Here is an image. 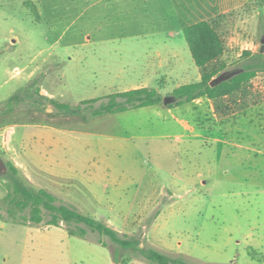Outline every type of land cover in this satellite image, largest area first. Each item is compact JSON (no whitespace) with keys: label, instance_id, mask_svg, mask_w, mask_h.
I'll list each match as a JSON object with an SVG mask.
<instances>
[{"label":"rangeland","instance_id":"374dc122","mask_svg":"<svg viewBox=\"0 0 264 264\" xmlns=\"http://www.w3.org/2000/svg\"><path fill=\"white\" fill-rule=\"evenodd\" d=\"M247 1L259 2L224 15L227 71L254 60L244 50L264 62V0H0V157L141 246L189 264H264V68L217 101L176 105L172 94L200 77L183 29ZM156 52L183 79H168ZM144 76L160 104L96 117L35 94L96 108ZM18 92L29 97L3 113ZM10 176L0 173V264H151L97 231L31 223L6 199Z\"/></svg>","mask_w":264,"mask_h":264},{"label":"trees","instance_id":"16d2710c","mask_svg":"<svg viewBox=\"0 0 264 264\" xmlns=\"http://www.w3.org/2000/svg\"><path fill=\"white\" fill-rule=\"evenodd\" d=\"M257 4V3H255ZM245 4L243 6H246ZM238 7V8H242ZM237 9V8H236ZM232 9L229 13L234 12ZM228 12L218 14L211 19L201 20L190 24L183 29V36L187 43L188 50L194 64L199 69L200 77L197 81L185 83L173 89L174 98H178L176 105L193 102L195 99L205 97L217 101L224 96L231 95L234 91L241 89L246 83L251 81L264 68V62L257 61L261 54L244 50L242 55L250 57L249 62L241 68L234 70L236 74L231 76L215 86H210V81L220 73L227 71L226 61L223 59L225 52L223 36L221 31L227 30L225 20ZM228 13V14H229ZM225 38V37H224ZM35 94L44 100L51 102L60 114L79 115L82 108H89V116L96 117L102 114L122 112L129 109H136L146 106L160 104L162 96L160 92L153 87H141L125 91H116L106 95V102L96 108L92 104L97 102V98L82 100L79 105L72 106L69 103L60 102L53 98L42 95L36 89ZM23 97H29L27 93H16L9 97L5 102L3 113L13 111V106L23 100ZM172 104H168L171 106ZM8 171H10L12 191L8 193L6 199L16 206L19 211L28 210V220L31 223H41L43 220L48 226H58L60 222L66 224V231L71 236L86 238L88 229L97 231L100 235L108 236L113 242L122 248L130 249L134 256H139L151 264H189L182 256L170 257L157 249L146 245L141 246L140 239L135 236H120L119 232L113 227L100 222L93 217L84 215L74 208L65 204H56V197L46 189H35L25 183L20 176L17 168L12 163L6 162ZM45 216H47L46 219ZM82 225H85L84 228ZM102 246L107 243L100 239L97 240ZM126 260L123 259L122 263ZM114 262L116 260L114 259Z\"/></svg>","mask_w":264,"mask_h":264},{"label":"crops","instance_id":"0c3cea01","mask_svg":"<svg viewBox=\"0 0 264 264\" xmlns=\"http://www.w3.org/2000/svg\"><path fill=\"white\" fill-rule=\"evenodd\" d=\"M259 2V1H258ZM257 1H247V2H243V3H241V4H239V5H237V6H234V7H232V8H229V9H227V10H224V11H221V12H219V13H216V14H214V15H212V16H210V17H208V18H206V19H203V20H208V19H211L212 17H214V16H216V15H218V14H221V13H225V12H228V11H230V10H232V9H236V8H238V7H241V6H243V5H245V4H248V3H258ZM178 36H179V34H177ZM184 37V36H183ZM183 47V46H182ZM185 47V46H184ZM156 55H157V57H158V61H159V65H158V67H160V66H164V65H166L167 67H165L166 69H168L167 70V73H170V75H169V78L168 79H170V78H172V75L174 74L177 78L179 77L180 78V80L181 79H183V75H177L178 74V72H179V70H177L178 69V66H179V64H180V62L178 63V60L176 61H174V62H171L170 60L167 62V63H165L164 65H163V63H162V60L159 58L160 57V53L159 52H156L155 53ZM191 56V55H190ZM179 59V58H178ZM193 61V60H192ZM176 62V63H175ZM178 63V64H177ZM194 63V62H193ZM177 64V65H176ZM172 66V67H171ZM190 66L192 67V65H191V61H190ZM196 66V65H195ZM193 68V67H192ZM196 68L197 69H195L198 73H199V69H198V67L196 66ZM161 74V73H160ZM146 75H148L149 76V74L147 73ZM148 76H144L143 77V81H140L139 83L138 82H133V83H131L129 86H128V88L126 89V90H129V89H135V88H141V87H150L148 84H147V81L146 82H144L145 80V78H148ZM199 76H200V74H199ZM163 77V76H162ZM166 79H167V77H166ZM165 79V80H166ZM157 80H158V78H157ZM180 80H176V83H180L179 81ZM186 83H189V82H186ZM183 84H185V83H183ZM183 84H176L175 86H174V88H176V87H178V86H180V85H183ZM161 86H158V88H160ZM121 91H125V90H121ZM116 92V91H115ZM40 94H42V95H46L47 97H50V98H53V97H51L49 94H48V92L45 90V92L44 93H40ZM9 133H8V135H11L12 134V132H13V130H11V131H8ZM7 137H9V136H7ZM3 144L4 143H2L1 144V146L3 147ZM3 151V150H2ZM13 151V149H12V147H11V152ZM11 157H13V156H11ZM16 164V163H15ZM51 176H56L57 174L56 173H52V174H50ZM26 179L27 180H30V178L29 177H26ZM108 223V225L110 226V223L109 222H107ZM112 227V226H111Z\"/></svg>","mask_w":264,"mask_h":264},{"label":"water","instance_id":"95a60500","mask_svg":"<svg viewBox=\"0 0 264 264\" xmlns=\"http://www.w3.org/2000/svg\"><path fill=\"white\" fill-rule=\"evenodd\" d=\"M261 43L264 44V36L261 38ZM263 44L260 45V49H259L260 52L264 51V45ZM261 48H263V49H261ZM236 73H237V71H224V72L220 73L218 76H216L215 78H213L210 81L209 85L215 86L218 83H220L226 79H229L231 76H233ZM167 99H168V97H164L163 102L166 103ZM6 168H7V166H6L5 161L2 159V157H0V173L5 171Z\"/></svg>","mask_w":264,"mask_h":264}]
</instances>
